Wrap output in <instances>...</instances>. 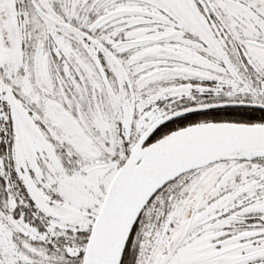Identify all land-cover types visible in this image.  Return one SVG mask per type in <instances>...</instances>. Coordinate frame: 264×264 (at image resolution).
Segmentation results:
<instances>
[{
    "label": "snow or ice",
    "instance_id": "snow-or-ice-1",
    "mask_svg": "<svg viewBox=\"0 0 264 264\" xmlns=\"http://www.w3.org/2000/svg\"><path fill=\"white\" fill-rule=\"evenodd\" d=\"M0 264H264V0H0Z\"/></svg>",
    "mask_w": 264,
    "mask_h": 264
}]
</instances>
